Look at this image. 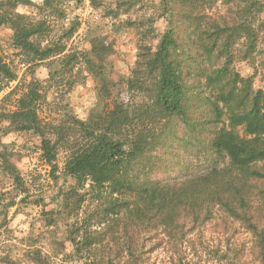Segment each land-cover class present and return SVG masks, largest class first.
<instances>
[{"label":"trees","instance_id":"16d2710c","mask_svg":"<svg viewBox=\"0 0 264 264\" xmlns=\"http://www.w3.org/2000/svg\"><path fill=\"white\" fill-rule=\"evenodd\" d=\"M223 2L225 12L207 14L198 0H163V9L169 12L167 29L155 48L143 43L137 53L134 72H144L145 80L152 81L148 95L147 81L139 91L142 101L116 102L86 120L68 111V119L54 124L40 115L44 85L33 76L14 109L1 114L10 128L41 139L42 155L55 171L59 147L68 150L64 176L75 183L62 191L58 217L77 216L87 200H95L96 213L83 218L87 225L106 223L110 233L123 225L133 235L149 238L156 232L177 242L186 236L188 222L199 229L223 216L250 232L264 264V224L256 216L264 206V89L254 87L255 73L264 70V0ZM26 5H34L39 17L29 18L17 10ZM59 7L58 0L41 4L0 0V29L12 30L11 45L32 71L49 62L50 83L81 61L77 53L66 52L65 41L77 27L63 28L65 40L50 31V16L59 13ZM178 13L179 21L174 18ZM180 24L185 25V42L180 40ZM150 27L143 32L147 37ZM46 35L54 38L44 45ZM104 40L94 37L90 56L83 54V61L102 75L113 52ZM241 61L254 68L252 76L237 69ZM16 77L0 53V95ZM138 86L129 80L131 91ZM205 137L210 140L213 164L169 180L151 176L163 159L155 155L159 147L171 140L189 147L203 143ZM7 152V148L0 151V170L20 185V170ZM47 220L54 224L50 216ZM76 229L87 235L77 244L90 249L87 229L73 227L75 242ZM32 255L34 263L47 264L39 250Z\"/></svg>","mask_w":264,"mask_h":264},{"label":"rangeland","instance_id":"374dc122","mask_svg":"<svg viewBox=\"0 0 264 264\" xmlns=\"http://www.w3.org/2000/svg\"><path fill=\"white\" fill-rule=\"evenodd\" d=\"M58 1L59 13L50 16V31L55 38L65 40L63 28L77 27L65 41L66 52L77 53L81 61L72 72L61 74L53 83H50L49 62L41 63L32 71L31 64L24 62L11 45L12 30L7 26L0 29V53L17 75L0 95V151L7 148V153L12 154L11 160L22 179L19 185L0 170V264H36L32 255L36 250L42 253L47 264H106L110 260L113 264H262L250 232L240 222L223 216L210 219L199 229L188 222L186 236L177 242L156 232L149 238L133 235L123 225L114 227L111 233L106 223L98 225L92 221L87 225L83 218L96 213L99 204L95 200H87L77 216H57L62 191L75 183L72 177L64 176L68 150L59 147L55 171L42 155L41 139L32 132L10 128L9 121L1 114L14 109L16 98L27 89L33 76L44 85L40 115L54 124L68 119V111L86 120L112 108L116 102L142 101L139 91H144L147 81L148 95L152 81L145 80L144 72H134L139 46L144 43L155 48L169 19L163 0ZM132 1L134 4L128 8ZM36 2L41 4V0ZM198 2L207 14L223 13L227 9L223 0ZM17 10L29 18L39 17L34 5L19 6ZM261 17L264 18V12ZM174 18L179 21L181 15L178 13ZM149 27L147 37L143 32ZM179 30L180 40L185 42V25L180 24ZM96 36L105 39L104 46L113 48L105 75L83 61V54L90 56L92 39ZM54 37L46 35L43 44ZM236 66L244 76L255 72L247 62H237ZM129 80L138 82L139 89L131 91ZM254 87L264 89V70L255 73ZM181 128L178 127L179 131ZM155 155L163 158L151 173L156 179L169 180L196 173L214 163L208 137L203 143L189 147L171 140L167 146L159 147ZM258 211L256 216L263 225L264 206L260 205ZM49 216L55 219L53 225H49ZM73 227L87 229L92 242L90 249L77 244L87 236L84 229H76V242L73 240Z\"/></svg>","mask_w":264,"mask_h":264}]
</instances>
